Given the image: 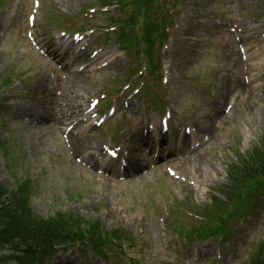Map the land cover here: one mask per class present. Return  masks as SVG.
<instances>
[{"label":"rangeland","instance_id":"1","mask_svg":"<svg viewBox=\"0 0 264 264\" xmlns=\"http://www.w3.org/2000/svg\"><path fill=\"white\" fill-rule=\"evenodd\" d=\"M64 1L66 0H43L41 11L43 18L51 20L53 10L72 12L79 10L84 4L94 3L97 0ZM195 8L194 6L190 10L195 12ZM134 64L135 62L132 65L120 63L119 66L103 75L88 76L85 89L81 85L73 86L69 83V96L76 99L78 96H86L97 86L116 84L117 80L112 75L124 78ZM42 65L43 61L26 40L9 34L3 41H0V81L7 80V85L0 89V99L4 100L5 104L16 107L21 104L25 107L26 103L23 101L30 95L37 100L43 96L42 93L33 90L37 83L43 85L42 91L48 88L45 79L46 72ZM9 78L16 79V85L9 81ZM61 86L63 85L56 86V88L59 89ZM177 96L183 100L182 105H185L182 107L183 119L193 115L196 111L200 121H206L205 110L196 103L198 99L195 93L187 94L177 91ZM262 105V103L258 104L256 110L263 111ZM9 108L8 105L3 111L6 117L2 114L0 116L6 119H0V136L2 139L5 138L4 148L0 149V179L4 185L11 186L18 176L26 175L25 172L30 174L35 180L32 183L35 196L31 199V206L37 213L50 216L56 209H61L73 214L99 217L101 224L108 230L122 229L121 235L128 239L130 246L136 250L133 254L143 257L147 254L145 251L147 249L149 253H159L164 256L165 252L161 247L163 246L168 250L172 261L178 258L181 261L185 260L187 264L194 263L185 252L171 253L170 250L171 248L181 249L183 246V251L191 250V253H194L199 246V243L185 244V242L177 241L176 234L171 228L173 227L172 220L178 219L182 222V214L176 212L174 207L191 206L196 199L201 200L199 191L186 187V178L170 177L165 169H161L157 172L151 170L148 176L136 177V180L113 182L111 179H104L102 174L85 167L82 169L76 165L74 158L67 152H71L70 147L58 139L59 134L54 126L43 130L34 131L32 129L30 132L11 121ZM260 118L264 125V114L260 115ZM120 121L122 118L117 119L115 124ZM228 135L229 129L224 132L222 130L220 136L206 149L198 162H190L184 167L179 165L177 169L199 180L207 179L210 175L206 170L209 171L211 180L204 181L205 185L209 183L217 185L220 178L226 181L225 173L214 170V166L221 163L226 170V164L234 159V152L227 141ZM25 138L33 148L25 144ZM249 145L243 141L241 148L244 150ZM76 148L78 150V147ZM203 172L206 174H202ZM79 184H85L86 198H70L73 191L77 192L76 188ZM172 202H174L173 205ZM163 206L166 212L170 211L169 219L165 221L157 214L160 211L165 212ZM173 229L176 230L175 227ZM263 232L264 226H258L257 232L246 245L244 256L255 243L254 238H258ZM93 256L107 259L112 264L116 263L115 259L110 260L108 257L96 255L88 249H83L78 254L77 249L73 247L69 253L64 255V258L65 260L73 258L81 262L90 261L94 264L106 263L105 260ZM118 258L122 259L121 254H118ZM50 263L56 264L53 259Z\"/></svg>","mask_w":264,"mask_h":264},{"label":"bare ground","instance_id":"2","mask_svg":"<svg viewBox=\"0 0 264 264\" xmlns=\"http://www.w3.org/2000/svg\"><path fill=\"white\" fill-rule=\"evenodd\" d=\"M81 75L80 74H76L75 76H74V79H73V84L74 85H78V82H79V77H80ZM35 88H36V90H38L39 92H41L42 91V84L41 83H37V84H35ZM227 89V88H226ZM27 106H30V107H32V108H39V107H42L43 108V105L39 102V101H37V102H34V103H30V102H28V105ZM37 110V109H36ZM58 115H59V120H60V122L62 121V120H65V119H67V113H66V110H65V108L64 107H62V106H60V110L58 111V113H57ZM72 155H74V153H73V149H72ZM101 157V160H103V155H102V153H101V155H100ZM91 159L93 160V162H95L96 164H99V161H98V158L96 157V156H91ZM86 161L92 166V167H96L91 161H89L88 159H86Z\"/></svg>","mask_w":264,"mask_h":264},{"label":"trees","instance_id":"3","mask_svg":"<svg viewBox=\"0 0 264 264\" xmlns=\"http://www.w3.org/2000/svg\"><path fill=\"white\" fill-rule=\"evenodd\" d=\"M35 239L38 237H44L50 241L57 240L58 230L53 225H45L38 228L36 234H34ZM253 264H264V252L258 254V259L253 261Z\"/></svg>","mask_w":264,"mask_h":264}]
</instances>
